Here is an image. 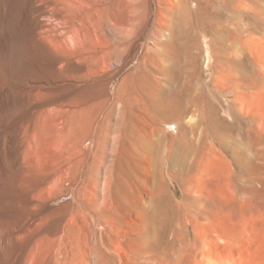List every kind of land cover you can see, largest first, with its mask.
Masks as SVG:
<instances>
[{"label": "bare ground", "instance_id": "6f19581e", "mask_svg": "<svg viewBox=\"0 0 264 264\" xmlns=\"http://www.w3.org/2000/svg\"><path fill=\"white\" fill-rule=\"evenodd\" d=\"M141 1L0 0V264H247L234 250L236 229L221 220L239 215L244 233L250 219L264 215V143L249 128L255 154L234 184V205L201 187L206 152L224 150L232 122L213 93L193 82L188 65L196 63L195 49L240 42L253 73L230 91L261 80L252 42L264 0H146L147 10L155 8L153 39L174 56L155 52L152 69L142 56L115 99L99 96L80 110L57 102L61 82L121 67L143 24ZM73 57L81 66L66 73ZM129 81L135 93L126 95ZM94 108L95 132H76L75 114ZM112 120L126 126L123 136L160 178L144 193L113 194L102 183L103 164L93 179V158L103 163L119 139ZM164 167L180 173L182 197L168 190ZM67 191L73 199L48 206Z\"/></svg>", "mask_w": 264, "mask_h": 264}, {"label": "rangeland", "instance_id": "374dc122", "mask_svg": "<svg viewBox=\"0 0 264 264\" xmlns=\"http://www.w3.org/2000/svg\"><path fill=\"white\" fill-rule=\"evenodd\" d=\"M141 2L143 7V24L138 30L139 34H137L135 40V42H137L133 44L131 50L125 52L121 67L119 66V68H117L116 66H112L109 72L96 77L82 78L78 75L76 78L74 77L75 79L72 78L73 80L70 79L64 83L61 82L58 87V93L60 94L58 98L59 101H57L58 103L69 100L74 105L71 106L72 109L80 110L84 105H90L92 101L99 96L109 95L110 97L112 96L111 98L115 99L118 88L121 82H123L125 75L134 69V66L139 63L138 61L141 60L140 58H142V56H148L149 59L147 60L148 62H146L150 69L154 66L150 59H152L151 57L155 52L162 50L174 56L176 53L174 48L170 50L165 47L163 48L162 45L156 43L153 39L152 24L154 14L152 13L155 9L154 5L151 6L150 10H147L146 0H142ZM195 6L196 4L193 3V7ZM225 11L227 17H232L233 14L231 11L227 9H225ZM258 18H260L258 19V24L253 28L254 37L252 50L255 60L259 61L264 69V14L259 15ZM237 20H241V18L237 17ZM163 39L167 40V36L163 37ZM224 42L225 45L230 44L228 38H226ZM137 49L138 56L135 57V60L133 55H135L134 51L136 52ZM242 51L243 48L240 42H236L233 48L228 49H224L223 43L216 42L213 43L210 48L208 47L205 49L203 47L201 50L195 49L194 52L197 56L196 63H190L188 65L189 71L195 72L193 82L199 85L201 83L204 84L205 87L213 93L217 98V104L221 114L225 116L229 122H232V125L223 132L226 137V147L223 151H216L215 153L207 150L206 170L203 172L205 177L203 178L202 173L198 175V179L202 182H200L201 187L207 186L209 190L211 189L213 193H217L222 199L224 198L226 201L229 200L228 202L232 205L235 203V191L233 192V188H236V186L234 184H238V180L242 178L239 175L243 171L246 172L249 170L248 162H250L252 157V159H254L255 151L252 147V138L250 137L253 131L249 130V128H254L255 134H259V143H264V72L261 80L256 79L249 82L248 87H242L238 90L235 88V92L232 91L233 88L240 83L238 81L243 79L242 76H244V73H253L251 62L253 58L248 54L247 56L244 55ZM76 59L77 58L73 57L70 64L64 69L66 73L76 74L77 66H81L80 61ZM165 63L170 65V59H165ZM119 69L120 71H118ZM156 74L162 75L161 72H157ZM165 78L166 76L164 77V81H166ZM128 83L127 89L125 88L126 95L131 92L135 93L133 85L136 84V81H129ZM231 87L232 90L230 91ZM109 104H111V102H109ZM56 105L57 104L51 103L48 104V107L52 108ZM99 113V110L96 108L89 109V111L84 112V114L82 111L76 113V121H74L77 123V126H75L76 132H80L86 128L87 131L91 129V131L95 132ZM188 117L190 119L191 115ZM236 118L242 122L241 124L243 126L235 122ZM112 124L114 130L112 134L116 135L117 138L119 137V139L108 147L109 156L106 155L107 157H102L103 163L99 162L100 157L93 158V179H95L97 174V166L103 164L104 170L101 173V180L103 184L108 180L113 194L115 193L117 195L122 192V190L126 189L128 193L130 191L134 196L139 193H144L155 180L159 181L160 178L157 179L158 176L153 174L155 170H153L152 162L141 154L140 150H138L139 148L133 143V140L131 141V139L123 136L126 126L121 122H117V120H112ZM77 127L79 129H76ZM179 175L180 173L174 175L167 167L161 169V176L168 190L171 191V193H175L176 196L182 197L184 194V186ZM158 183L160 184V182ZM117 190H119L118 193ZM132 193L130 195H132ZM71 199H73V194L71 191H67L49 202L48 206L53 207L61 205ZM252 207L251 205L250 208L252 209ZM233 213H235V210ZM221 222V226L231 228V230L234 228L238 233L233 236L234 250L237 255H241L245 261H247V264H264V215L255 219H250L248 224H245L246 229L244 233H239L243 228V223L239 215L236 216L235 214L231 217H223Z\"/></svg>", "mask_w": 264, "mask_h": 264}]
</instances>
